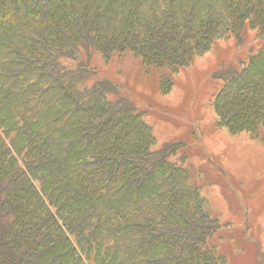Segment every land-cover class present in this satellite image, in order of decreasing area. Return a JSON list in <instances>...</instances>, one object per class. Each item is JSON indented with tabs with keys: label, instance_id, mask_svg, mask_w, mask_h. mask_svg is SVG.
Instances as JSON below:
<instances>
[{
	"label": "trees",
	"instance_id": "16d2710c",
	"mask_svg": "<svg viewBox=\"0 0 264 264\" xmlns=\"http://www.w3.org/2000/svg\"><path fill=\"white\" fill-rule=\"evenodd\" d=\"M221 40L215 126L264 143V0H0V264H229L215 239L241 226L256 246L186 144L154 148V105L88 62L132 52L167 94Z\"/></svg>",
	"mask_w": 264,
	"mask_h": 264
},
{
	"label": "rangeland",
	"instance_id": "374dc122",
	"mask_svg": "<svg viewBox=\"0 0 264 264\" xmlns=\"http://www.w3.org/2000/svg\"><path fill=\"white\" fill-rule=\"evenodd\" d=\"M232 42L218 41L196 57L190 66L182 69L174 88L167 94L158 92L156 77L145 72L132 52L116 54L110 60L96 52L88 62L98 78H107L133 91L141 105H154L147 118L156 138L154 148L175 140L186 144L187 162L203 172V194L213 213L229 220L236 230L241 221L231 215L242 218L238 207L247 213L256 246L242 235V226L237 236H228V229L227 237L223 239L219 235L215 239L228 263L264 264V143L216 127L210 106V87L214 85L208 78L222 62L233 57L236 51ZM180 158L173 156L172 160Z\"/></svg>",
	"mask_w": 264,
	"mask_h": 264
}]
</instances>
